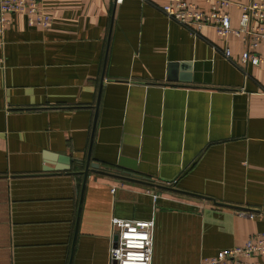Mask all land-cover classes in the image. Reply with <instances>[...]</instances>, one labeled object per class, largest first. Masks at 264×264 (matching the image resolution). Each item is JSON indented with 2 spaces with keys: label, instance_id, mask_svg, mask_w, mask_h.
I'll return each mask as SVG.
<instances>
[{
  "label": "crops",
  "instance_id": "crops-1",
  "mask_svg": "<svg viewBox=\"0 0 264 264\" xmlns=\"http://www.w3.org/2000/svg\"><path fill=\"white\" fill-rule=\"evenodd\" d=\"M167 1L40 0L47 27L11 15L0 264H110L113 216L153 219L152 264H200L264 231V60L241 63L237 37L168 18ZM94 114L92 161L202 197L92 171L81 191Z\"/></svg>",
  "mask_w": 264,
  "mask_h": 264
},
{
  "label": "built area",
  "instance_id": "built-area-1",
  "mask_svg": "<svg viewBox=\"0 0 264 264\" xmlns=\"http://www.w3.org/2000/svg\"><path fill=\"white\" fill-rule=\"evenodd\" d=\"M209 8H198L190 0H168L161 11L170 19L196 29L211 27L222 37H237L243 47L240 61L258 65L264 58L256 51L264 39V0L242 3L235 0H207ZM121 4L123 0H113ZM239 10L237 26L231 25L228 8ZM25 14L29 25L47 27L51 17L44 12L40 0H0V48L3 35L11 24V15ZM224 54L229 56V50ZM1 62V59H0ZM114 191V188H112ZM156 197V195H154ZM251 216V215H250ZM112 242L109 247L110 264H152L153 219L134 220L111 217ZM200 264H264V231L249 236L243 244L219 250Z\"/></svg>",
  "mask_w": 264,
  "mask_h": 264
},
{
  "label": "water",
  "instance_id": "water-1",
  "mask_svg": "<svg viewBox=\"0 0 264 264\" xmlns=\"http://www.w3.org/2000/svg\"><path fill=\"white\" fill-rule=\"evenodd\" d=\"M102 78H103V73H102ZM94 109H95V113H96L97 106H95ZM95 116H96V114H94V120H93V124H92L90 142H89V146H88V150H87V155H86V158H85V161H84V168L80 172L83 175L82 184H81V191H82V189L84 187V183H85V180H86L88 172L92 171V172H97V173H102V174L118 177V178H121V179H126V180H129V181L141 182V183H145V184L154 185V186L160 187V188H165V189H168V190L178 191V192L186 193V194H189V195H194V196H197V197H202V195H200V194H196V193H193V192H188V191L180 190V189H177V188H173V187H171L169 185H166V184H164L162 182H158V181L157 182H153V180H151V179L137 178L136 176L133 175V173H134L133 170L135 169L134 166L126 165L122 161H119L118 164H117V167L119 168V170H111V168L102 167L99 164V162L92 161L91 160V156H90V151H91L92 136H93L94 125H95ZM122 166L125 167L126 169L125 168L123 169ZM43 170H44V172H51L50 168H44ZM212 201H213V203L218 204V205H224V206H231V207L241 208L240 206H233V205L222 203V202H216L213 199H212Z\"/></svg>",
  "mask_w": 264,
  "mask_h": 264
}]
</instances>
